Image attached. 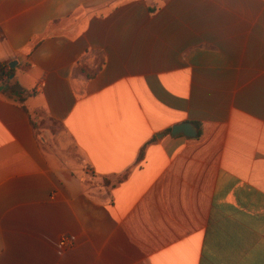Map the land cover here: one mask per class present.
<instances>
[{
    "label": "crops",
    "instance_id": "obj_1",
    "mask_svg": "<svg viewBox=\"0 0 264 264\" xmlns=\"http://www.w3.org/2000/svg\"><path fill=\"white\" fill-rule=\"evenodd\" d=\"M0 65V264H264V0H0Z\"/></svg>",
    "mask_w": 264,
    "mask_h": 264
},
{
    "label": "trees",
    "instance_id": "obj_2",
    "mask_svg": "<svg viewBox=\"0 0 264 264\" xmlns=\"http://www.w3.org/2000/svg\"><path fill=\"white\" fill-rule=\"evenodd\" d=\"M154 9L151 10V13H154ZM16 70L11 69L9 71H5V68L0 65V81L4 85L3 94L12 102L19 105L23 110H26L24 107V102L27 98L31 97L30 95H25V93L17 86V84L14 83L13 75L15 74ZM83 75H85L88 79L91 78L90 75H88L83 70L81 71ZM32 126L35 128L36 123H34V120L32 121ZM169 132V131H168Z\"/></svg>",
    "mask_w": 264,
    "mask_h": 264
},
{
    "label": "water",
    "instance_id": "obj_3",
    "mask_svg": "<svg viewBox=\"0 0 264 264\" xmlns=\"http://www.w3.org/2000/svg\"><path fill=\"white\" fill-rule=\"evenodd\" d=\"M10 68L13 69L14 65H10ZM1 90H2V87H0V91ZM170 134L174 138L178 136H184L186 138L192 139L197 136V130L192 124L184 123V124H180V125L172 127Z\"/></svg>",
    "mask_w": 264,
    "mask_h": 264
},
{
    "label": "built area",
    "instance_id": "obj_4",
    "mask_svg": "<svg viewBox=\"0 0 264 264\" xmlns=\"http://www.w3.org/2000/svg\"><path fill=\"white\" fill-rule=\"evenodd\" d=\"M67 243H68V241L66 239H61L60 240V245L61 246H65V245H67Z\"/></svg>",
    "mask_w": 264,
    "mask_h": 264
}]
</instances>
